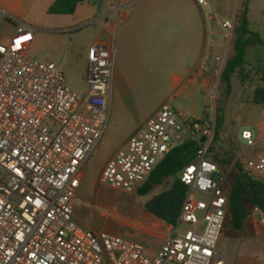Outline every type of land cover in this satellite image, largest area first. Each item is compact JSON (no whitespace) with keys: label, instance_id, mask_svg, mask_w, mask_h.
<instances>
[{"label":"built area","instance_id":"built-area-1","mask_svg":"<svg viewBox=\"0 0 264 264\" xmlns=\"http://www.w3.org/2000/svg\"><path fill=\"white\" fill-rule=\"evenodd\" d=\"M205 4L204 0H199ZM126 16L119 12L112 37ZM235 21L220 26L232 36ZM34 30L18 24L0 44V264H228L220 256L232 166L215 158L216 119L189 120L162 103L105 163L99 184L132 192L174 148L195 142L194 159L178 174L187 187L176 224L157 248L128 237L95 232L75 215L82 169L100 143L111 114L116 51L88 50V93L66 85L54 63L29 56ZM243 130L239 158L264 181V133ZM251 148L250 154L244 152ZM238 160V159H237ZM252 215L264 213L254 208ZM181 225L187 229L181 232ZM162 228V229H161Z\"/></svg>","mask_w":264,"mask_h":264},{"label":"rangeland","instance_id":"rangeland-1","mask_svg":"<svg viewBox=\"0 0 264 264\" xmlns=\"http://www.w3.org/2000/svg\"><path fill=\"white\" fill-rule=\"evenodd\" d=\"M246 7L249 29L264 37V0H239L238 10ZM101 8L102 3L96 0L78 6L74 14L76 23L70 22L69 16L53 15L48 11L26 15L23 22L35 34L29 56L38 61L54 62L64 72L67 87L86 96L85 53L94 46L113 44L116 57L110 119L100 143L82 169L75 215L79 222L95 232L128 237L143 242L147 248H157L165 235L164 229L157 237L153 236L151 226L161 225L162 222L145 210V204L168 190L173 179H166L149 195L140 196L138 188L126 192L99 184V175L105 163L142 125L148 114L167 102L176 111L188 116L189 120L216 119L221 111L224 124L216 134L213 152L223 167H233L236 161H241L242 131L261 128L260 134L264 133V105L253 103L255 89L264 86L261 81L264 46L247 48L245 76L242 78L235 73L228 88L221 83L220 77L233 54L234 35L230 37L227 32H217L214 35L217 48L211 64H207L211 69L206 72L211 90L207 91L199 84L194 90H171V76L166 63L158 59L155 64L149 59V66H146V58L138 53L124 61L116 38L102 33L100 21L96 20ZM6 14L0 11V44L3 45L13 40L16 25L19 24L11 21ZM144 67H151L153 71ZM244 152L250 154L251 148H245ZM229 160L231 163L224 162ZM261 219V216L251 215L244 228L236 234L230 231L232 224L228 218L218 245L220 256L228 264H264V227ZM186 229V225H181V232Z\"/></svg>","mask_w":264,"mask_h":264},{"label":"crops","instance_id":"crops-1","mask_svg":"<svg viewBox=\"0 0 264 264\" xmlns=\"http://www.w3.org/2000/svg\"><path fill=\"white\" fill-rule=\"evenodd\" d=\"M55 1L0 0V11L7 13L11 21L25 24L23 19L26 15L48 11ZM89 1L84 3L88 4ZM96 1L102 3L96 20L100 21L102 33L108 36L114 34L112 26L116 23L117 14L121 12L126 16L115 33L119 53L124 61L136 53L146 58V66H149V59L155 64L159 59L168 65L171 90H194L198 84L207 91L211 90L206 72L211 69L207 64L213 60L218 44L214 42V35L225 32L220 26L222 21H235L239 0L238 4L237 0H204L205 4H200L199 0ZM74 14L66 16L71 18L70 22L76 23ZM256 46L259 45L252 47ZM85 60L88 65V51ZM144 68L153 71L151 67Z\"/></svg>","mask_w":264,"mask_h":264},{"label":"trees","instance_id":"trees-1","mask_svg":"<svg viewBox=\"0 0 264 264\" xmlns=\"http://www.w3.org/2000/svg\"><path fill=\"white\" fill-rule=\"evenodd\" d=\"M86 1L56 0L48 9V13L72 15L78 6ZM233 35V54L228 59L220 77L221 83L228 88L231 87V78L235 73H238L242 78L245 76L244 67L247 64L245 60L247 48L264 45V39L249 29L247 7L237 11ZM261 81L264 83V68L262 69ZM253 103L264 105V86H258L255 89ZM216 124V134L218 135L224 124L221 111L216 117ZM196 149L197 146L192 141L174 148L155 167L148 180L138 187V194L147 196L153 188L163 185L166 179H173V183L168 190L154 196L145 204V210L150 215L168 224L177 223L187 192V187L180 181L178 174L192 162ZM212 150L214 151V148ZM215 158L217 159L218 156L215 155ZM224 162L231 163V160ZM254 208H259L264 213V181L251 176L244 170L243 163L236 161L230 173L227 214V220L229 218L232 224L230 231H234L236 234L240 232L250 219Z\"/></svg>","mask_w":264,"mask_h":264}]
</instances>
